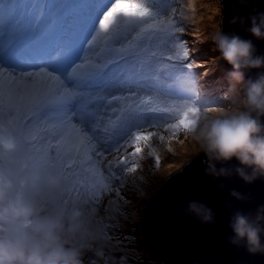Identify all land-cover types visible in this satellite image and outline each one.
<instances>
[{
	"label": "snow or ice",
	"instance_id": "1",
	"mask_svg": "<svg viewBox=\"0 0 264 264\" xmlns=\"http://www.w3.org/2000/svg\"><path fill=\"white\" fill-rule=\"evenodd\" d=\"M167 5L168 0H82L71 9L57 4L50 18L71 17L76 29L83 31L74 50L45 43L43 28L37 34V25L48 11L46 3L40 5L31 29L27 25L20 28L19 21H10L4 28L0 33L4 37L0 44V130L13 135L21 145L17 159L26 156L34 161V171L25 167L24 176L35 178L40 171H54L72 193L83 192L96 210L95 190L89 192L87 185L74 184L78 168L87 167L102 179L104 172L96 167L101 162L97 159L93 164L94 157L113 147L119 150L121 140L149 142L156 133L149 131L145 122L161 117L146 116L147 112L175 113L176 121L167 127L173 136L185 132L190 114L201 107L195 74L190 72L192 63L162 64L164 59H173L163 53L171 51L174 32L181 30L168 17ZM101 32L106 42L103 50L94 47ZM160 46L158 55L153 48ZM101 52L106 55L102 57ZM182 56L188 58L187 48ZM157 65L172 71L162 72ZM164 76L173 84L167 93L170 104L159 88ZM121 102L123 106L118 107ZM109 111L114 115L109 116ZM133 129L137 130L133 133ZM37 134L48 151L38 150ZM141 151L137 146L132 155ZM118 162L125 164L127 158ZM93 183L100 187L95 180ZM62 198L71 201L72 196L63 193Z\"/></svg>",
	"mask_w": 264,
	"mask_h": 264
},
{
	"label": "clouds",
	"instance_id": "2",
	"mask_svg": "<svg viewBox=\"0 0 264 264\" xmlns=\"http://www.w3.org/2000/svg\"><path fill=\"white\" fill-rule=\"evenodd\" d=\"M231 23H247L249 35L264 40V12L233 17ZM253 39L223 32L213 37L230 66L226 78L233 107L199 109L185 129L205 156V174L213 179L235 176L245 184L264 179V71L246 78L249 71L264 69V55L257 54ZM237 85H243L242 94ZM21 151L16 138L0 130V264H83L80 241L89 235L96 210L87 201L65 203L64 182L54 171L24 176L13 167ZM229 195L244 200L236 190ZM181 212L204 224L215 219L210 208L195 200ZM228 226L230 244L250 254L264 253V205L255 214L234 212Z\"/></svg>",
	"mask_w": 264,
	"mask_h": 264
},
{
	"label": "rangeland",
	"instance_id": "3",
	"mask_svg": "<svg viewBox=\"0 0 264 264\" xmlns=\"http://www.w3.org/2000/svg\"><path fill=\"white\" fill-rule=\"evenodd\" d=\"M1 1L10 9L8 10L10 14L0 21V33L9 25L10 21H17L12 19L13 11V17H15V12L19 11L21 6H25L26 0ZM60 2V0L53 1L52 7ZM68 2L75 6L82 0H68ZM222 6V0H168V17L172 18L175 25L181 30L174 32L176 39L172 45H169L171 51L165 50L163 53L165 57L172 55L173 59H164L162 64L186 65L192 63L190 72L195 74L194 85L201 109L217 107L230 111L233 107V94L229 91L230 85L226 78L230 67L223 61L213 41V37L222 30ZM52 7L45 14L43 22H40L45 26L54 23V19L50 18ZM33 12L35 13V11ZM72 20L70 19V21ZM21 21L19 25H22ZM26 25H28L27 21ZM103 35L101 32L100 37H97L94 42V47L101 50L106 47V42L101 39ZM3 39V35H0V42H3ZM161 47H154L153 50L159 55ZM184 48L189 50L187 59L182 56ZM105 55L106 53L101 52L102 57ZM148 59L151 57L148 56ZM157 67L161 68L162 72L172 71L171 68L162 70L161 65H157ZM185 71L189 70L185 69ZM172 87V80L168 76H164L159 82L161 95L169 104L172 101L167 93L172 90ZM237 89L242 94L243 85H237ZM138 95L147 96L148 94L138 93ZM122 106L123 102L118 105V107ZM108 115L112 116L114 113L109 111ZM115 115H119V113H115ZM145 115L161 117L145 122L148 130L156 135L147 143L139 142L137 144L132 141L125 143L124 140H121L118 146L119 150L113 147L112 150L117 153H131L127 162L117 168L114 175L107 172L103 166L104 157L109 152L93 158V164L97 159L101 162L96 167L104 172L102 179L90 172L87 167L77 169L74 184L81 188L87 185L86 190L89 192L95 190L97 197L94 201L96 212L93 226L89 235L80 241L83 250V264L160 263L159 255L150 252L144 246L145 204L166 178L203 152L195 142L186 136L184 131L181 130L173 136V130L169 129L167 125L176 121L175 113L147 112ZM136 130L133 129V133ZM34 139L38 150L45 152L49 150L47 144L41 145L39 134ZM137 146L141 147L142 151L133 156L132 153L135 152ZM13 167L21 170L27 167L30 171H34V161L26 156H20ZM131 167L138 169V185H129L125 182V173ZM42 173L44 171L39 172V174ZM69 175L71 176L72 173L69 172ZM94 180L100 184L99 188L96 187V183H93ZM106 181L108 186L104 187ZM64 193L72 196L71 201L63 199L65 203L87 201L89 204L88 199L84 198L83 192L72 193L70 186H65Z\"/></svg>",
	"mask_w": 264,
	"mask_h": 264
},
{
	"label": "water",
	"instance_id": "4",
	"mask_svg": "<svg viewBox=\"0 0 264 264\" xmlns=\"http://www.w3.org/2000/svg\"><path fill=\"white\" fill-rule=\"evenodd\" d=\"M222 3L221 32L253 39L247 31L250 25L231 21L233 17L247 18L264 12V0H222ZM253 43L257 54L264 55V40L253 39ZM257 71L264 69L251 70L246 76L255 78ZM204 160L205 156L201 154L188 161L166 178L146 202L144 246L157 253L160 259V263L151 264H264V253L250 254L243 246L229 243L232 233L228 226L234 212L255 214L256 209L264 205V179L252 184H245L235 176L213 179L205 174ZM230 166H236L235 162ZM232 190L243 194L244 200L231 197ZM193 200L212 210L213 223L204 224L195 217L182 214V208Z\"/></svg>",
	"mask_w": 264,
	"mask_h": 264
},
{
	"label": "bare ground",
	"instance_id": "5",
	"mask_svg": "<svg viewBox=\"0 0 264 264\" xmlns=\"http://www.w3.org/2000/svg\"><path fill=\"white\" fill-rule=\"evenodd\" d=\"M133 140H134V137H133ZM131 153L128 152V153H125L123 152V154H120V153H117L115 152L114 150H112L111 152H109V154L104 157V161H103V166H104V169L111 173V175H114L115 174V170L117 168H119L122 164L119 163L118 161L120 159H123V158H129ZM135 171H127L125 173V176H124V179H125V182L129 185H138V169L135 167ZM147 194V193H146ZM148 196V194H147Z\"/></svg>",
	"mask_w": 264,
	"mask_h": 264
},
{
	"label": "trees",
	"instance_id": "6",
	"mask_svg": "<svg viewBox=\"0 0 264 264\" xmlns=\"http://www.w3.org/2000/svg\"><path fill=\"white\" fill-rule=\"evenodd\" d=\"M50 2H51V0H30V3L32 5H35V7H37V8L40 7V5L42 3H46L48 5ZM31 11H33V9H31ZM162 70H164V69L162 68Z\"/></svg>",
	"mask_w": 264,
	"mask_h": 264
}]
</instances>
